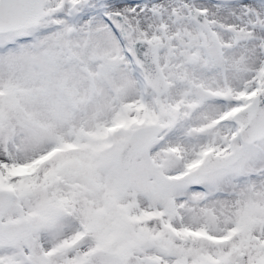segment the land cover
<instances>
[{"label": "snow or ice", "instance_id": "obj_1", "mask_svg": "<svg viewBox=\"0 0 264 264\" xmlns=\"http://www.w3.org/2000/svg\"><path fill=\"white\" fill-rule=\"evenodd\" d=\"M0 264H264V0H0Z\"/></svg>", "mask_w": 264, "mask_h": 264}]
</instances>
